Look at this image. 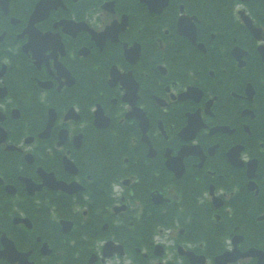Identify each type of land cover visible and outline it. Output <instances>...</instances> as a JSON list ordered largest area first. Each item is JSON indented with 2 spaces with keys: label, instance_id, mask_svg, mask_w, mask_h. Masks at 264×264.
I'll return each instance as SVG.
<instances>
[{
  "label": "flooded vegetation",
  "instance_id": "af4514ba",
  "mask_svg": "<svg viewBox=\"0 0 264 264\" xmlns=\"http://www.w3.org/2000/svg\"><path fill=\"white\" fill-rule=\"evenodd\" d=\"M1 2L0 264H264V0Z\"/></svg>",
  "mask_w": 264,
  "mask_h": 264
},
{
  "label": "water",
  "instance_id": "95a60500",
  "mask_svg": "<svg viewBox=\"0 0 264 264\" xmlns=\"http://www.w3.org/2000/svg\"><path fill=\"white\" fill-rule=\"evenodd\" d=\"M43 9L47 11L48 10V5L41 4V5H39L37 10H43Z\"/></svg>",
  "mask_w": 264,
  "mask_h": 264
}]
</instances>
